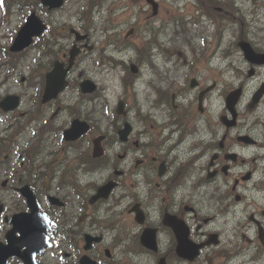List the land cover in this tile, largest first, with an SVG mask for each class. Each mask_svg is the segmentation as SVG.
<instances>
[{"label": "flooded vegetation", "instance_id": "flooded-vegetation-1", "mask_svg": "<svg viewBox=\"0 0 264 264\" xmlns=\"http://www.w3.org/2000/svg\"><path fill=\"white\" fill-rule=\"evenodd\" d=\"M126 8L123 7V10ZM145 11L150 13V10ZM60 12H49V16L55 22ZM147 20L151 21L150 15L146 16V24ZM55 24L64 34L60 45L67 49L73 38L71 23L66 16V19ZM132 29L135 31L132 36L135 37L137 28ZM146 35V68H150L152 78L148 84L146 107L126 109L125 116L117 115L108 128L96 136L104 137L103 155L96 161L101 167L99 177L103 182L115 183L113 196L117 197L119 205L123 204L121 210L130 217L131 223L127 224L133 232L118 236L114 244L109 245L103 240L85 251L84 238L75 240L73 237L77 227L70 218L73 214H67L72 211L73 205L65 183L58 186V192L51 184L47 191L68 204L66 212L49 209L58 231L56 240L63 238V224L68 226L70 252L66 255L71 264H79L84 255L99 264H134L131 257L135 264L144 261L146 264L164 261L166 264H264V236L259 234L260 228L264 232V134L262 139L255 137L260 136L259 133L253 136V130L240 123L242 115L239 112L236 124H227L226 120L230 118L228 110L216 107L215 95H211V92L200 99L199 94L216 82L211 75H200L189 81L188 89L192 84L198 86L197 91L191 94H181L187 90L177 88L179 95L176 92L170 95L167 73L160 70L164 58H167L164 44L158 34L154 36L149 28ZM208 46L211 47V44ZM63 58H66V53ZM221 96L225 99L227 95ZM67 98L72 99L73 95H60L58 102H64ZM50 108H55V103ZM61 111L65 110L58 108L51 119ZM259 111H264V103L260 105ZM85 112L82 107L74 118L69 116V123L65 121L57 127L65 130L70 128L74 119L82 120L85 117ZM168 120L169 124L166 122ZM126 123L130 124V132L125 136L126 140L122 141L120 132ZM245 136L250 137L252 146L256 147L253 158L246 146L248 143L241 139ZM88 143V137L76 142L54 140L38 157V161L44 162L41 166L44 172L38 175L47 174L52 182L56 178L61 182L66 177H75L79 190L84 193L87 186L82 184L80 176L86 162H94L93 159L89 160ZM55 150L75 155L77 164L74 170ZM49 156L52 158L46 165ZM186 181L193 182V185L188 191L181 192L179 189ZM36 187L38 196L45 202L46 190L39 185ZM100 203L93 205L97 208ZM0 205L2 226L9 228V205L1 197ZM82 207L86 211L93 209L89 204L77 205L76 209ZM133 208L139 210V216L144 220L143 226L137 225L136 215L131 212ZM233 211L241 218L240 223H237V219H230L229 215ZM61 217L65 221L62 222ZM170 217L181 219L187 224L192 242L211 244L201 251L193 263H186L176 255L175 232L167 224L170 221L167 218ZM229 220L234 221L242 231L240 235H233L232 240L226 241L218 228L226 226ZM145 229L155 232L156 251L141 246L139 239ZM5 231L1 230V233ZM94 232L92 229L90 233ZM214 234L219 239L217 244L210 241ZM130 237H133L135 245L132 251L122 246L126 238L129 240Z\"/></svg>", "mask_w": 264, "mask_h": 264}, {"label": "rangeland", "instance_id": "rangeland-1", "mask_svg": "<svg viewBox=\"0 0 264 264\" xmlns=\"http://www.w3.org/2000/svg\"><path fill=\"white\" fill-rule=\"evenodd\" d=\"M29 0H17L16 5L13 6L11 10L10 16L2 22V25L0 26V43L11 45L12 39L16 32L17 28L23 24L25 21V18L27 15H29L30 10L28 9V3ZM118 1V0H116ZM194 1V0H192ZM236 1L235 7L241 8V11L239 14H237L235 19L241 18L243 25H237L235 24L234 30L243 31V34H245V37L252 40V42L258 46V48L264 50V0H253L255 2H251L248 0H234ZM1 3V0H0ZM164 3V12L161 14L160 22L161 21H169L171 22L173 17L177 16L178 10H181V13L183 14L184 11H187L189 8L188 5H186V2L184 0H163ZM83 5V3H81ZM124 3H116L113 1H108L106 7H110V9H113L112 15L114 17H118L119 20H116L115 23H123L127 20L130 21L131 15L123 14L122 8L120 6H123ZM69 6V7H68ZM68 10L66 11V15L68 18H76L75 16V9L73 6V3L70 2L68 4ZM73 7V8H72ZM192 13V11H191ZM108 11H105L104 15H107ZM2 17V13L0 10V19ZM181 19V18H180ZM96 21L99 20V18L95 19ZM75 22V20H73ZM159 25L157 27L159 28ZM143 29H146V22H142ZM190 28V35H193L195 32V29L192 26H189ZM233 28V27H232ZM168 38H170V34H173V28H168ZM233 31L227 32L224 34V45H230L232 43H235ZM196 38V36H195ZM176 42L177 47H183L185 48L187 44L181 45V42H178L176 38H174ZM103 39H101V42ZM100 41H98V45L101 44ZM107 49V50H113ZM187 49V47H186ZM242 52L239 49L231 48L229 51V54L232 55L233 58H230V55L227 57V63L229 62H236L235 66L236 68L241 71L243 70L244 74L246 73V62L244 63L243 56L241 54ZM105 55L108 54V52H104ZM36 57L37 53L33 49L28 51L22 58H19L17 60V63H14L11 67H3L0 68V85L2 87L0 88L2 95L7 94H20L23 97V107L22 111H27L28 109H31L34 107V98L37 97L39 94V91L34 86L37 85V83L40 81V79H34L35 78V71H33L34 66L36 64ZM9 61H7L8 63ZM107 67V66H106ZM84 69L87 72V75L93 77V80L98 81L102 87L103 90L100 92V95H102V98L99 99L96 102L95 106H90V111H92L94 108L96 109V118H102L103 119V112L105 111L106 104L108 108L113 107L116 105L117 97L122 95L123 93V86L121 84L120 79V73L124 75L123 69L121 67L112 68L113 70L108 71L107 69L98 70L97 67H95L90 60H87L84 64ZM118 70V71H117ZM260 74L256 76V78L253 79V82H249L247 80V83L249 85L250 93L251 91L255 90L257 86L264 80V68L259 70ZM34 75V78L31 79V76ZM28 80L25 79L24 82H22L23 77H28ZM236 77V72H235ZM237 78V77H236ZM29 81L34 84V86H31ZM238 81V79H236ZM107 110V108H106ZM11 119V114H2L0 112V132H4V129L7 125V123ZM103 120V124H104ZM4 135V134H3ZM33 136V135H32ZM19 145H22L20 143ZM17 148L13 147L11 150V154L16 155V151L14 149ZM9 159V158H8ZM16 157L12 158L11 162L9 163L7 169L9 172H14L16 169ZM5 172H2L0 175H3ZM11 177V176H10ZM13 187H16V185L13 183ZM5 193V192H4ZM2 198H5L7 200H18V196L15 194L13 189H10L7 193H5V196H2ZM234 221H231L226 226L219 227V231L222 233L224 239L228 241L230 238H232L234 232H233V226Z\"/></svg>", "mask_w": 264, "mask_h": 264}, {"label": "water", "instance_id": "water-1", "mask_svg": "<svg viewBox=\"0 0 264 264\" xmlns=\"http://www.w3.org/2000/svg\"><path fill=\"white\" fill-rule=\"evenodd\" d=\"M44 4L49 5L51 8L60 7L62 5V1L60 0H45ZM34 18L30 20V23L22 30L20 33L13 51H20L26 46H28L31 42V38L35 35L36 29L33 27ZM243 50L245 51L246 57L254 62L264 63V57L258 59L256 56L252 54L250 47L246 44L243 45ZM61 78L58 76L57 70L51 73L48 76V87H47V95H50L49 98L57 95L60 91L61 83L59 80ZM62 90V89H61ZM94 87L92 85H85L84 92H92ZM5 110L12 109L15 104L12 99H8L4 101L1 105ZM14 223L16 224L17 228H21V238L16 240L18 241L20 246H24L28 248V252L26 255V260L28 264L35 263V254L38 250L44 247V239H45V232H43L40 226L42 223L39 221L36 214L32 216H16ZM18 249L11 250V254H17ZM181 250V249H180ZM84 258L83 260H85ZM6 260V254L4 252H0V263ZM82 260V261H83ZM82 264H90L86 261H83Z\"/></svg>", "mask_w": 264, "mask_h": 264}]
</instances>
